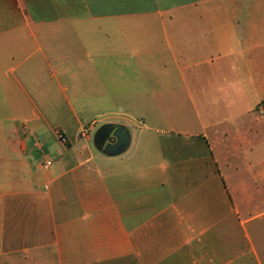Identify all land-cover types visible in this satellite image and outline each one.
Segmentation results:
<instances>
[{
	"label": "crops",
	"instance_id": "crops-1",
	"mask_svg": "<svg viewBox=\"0 0 264 264\" xmlns=\"http://www.w3.org/2000/svg\"><path fill=\"white\" fill-rule=\"evenodd\" d=\"M0 114V264H264V0H0Z\"/></svg>",
	"mask_w": 264,
	"mask_h": 264
},
{
	"label": "water",
	"instance_id": "water-1",
	"mask_svg": "<svg viewBox=\"0 0 264 264\" xmlns=\"http://www.w3.org/2000/svg\"><path fill=\"white\" fill-rule=\"evenodd\" d=\"M131 144V135L122 125H103L94 136V145L97 150L107 156L123 154Z\"/></svg>",
	"mask_w": 264,
	"mask_h": 264
},
{
	"label": "rangeland",
	"instance_id": "rangeland-1",
	"mask_svg": "<svg viewBox=\"0 0 264 264\" xmlns=\"http://www.w3.org/2000/svg\"><path fill=\"white\" fill-rule=\"evenodd\" d=\"M109 109H104V108H96L93 111L86 113V114H80L79 117L82 118V120L85 122V126H89L91 125V123L93 121H96V128L97 130L104 125L106 122L110 121L111 119L114 118V116L110 115V114H106V115H102V113L109 111ZM4 117H10V116H5L0 114V119H4ZM26 117V119L32 118L34 120H36V118L33 115H29V116H24ZM49 118V120L55 125L58 123H63L66 125L71 124L75 119L72 115H54V116H46ZM93 136H95V134H93ZM260 221L262 220V222H264V218L263 219H259ZM255 245H258V250H259V244L255 243ZM249 248V247H248Z\"/></svg>",
	"mask_w": 264,
	"mask_h": 264
},
{
	"label": "built area",
	"instance_id": "built-area-1",
	"mask_svg": "<svg viewBox=\"0 0 264 264\" xmlns=\"http://www.w3.org/2000/svg\"><path fill=\"white\" fill-rule=\"evenodd\" d=\"M260 111H261V113H263V108L261 107L260 108ZM60 138H61V140H65V138L63 137V136H60ZM52 164H53V162L51 161V160H46V162L44 163V165H43V167L44 168H50L51 166H52Z\"/></svg>",
	"mask_w": 264,
	"mask_h": 264
}]
</instances>
